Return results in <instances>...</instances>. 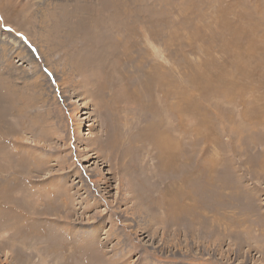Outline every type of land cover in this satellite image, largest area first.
Returning <instances> with one entry per match:
<instances>
[{
    "label": "rangeland",
    "instance_id": "rangeland-1",
    "mask_svg": "<svg viewBox=\"0 0 264 264\" xmlns=\"http://www.w3.org/2000/svg\"><path fill=\"white\" fill-rule=\"evenodd\" d=\"M0 32L34 62L0 63V264H264V0H0Z\"/></svg>",
    "mask_w": 264,
    "mask_h": 264
},
{
    "label": "bare ground",
    "instance_id": "bare-ground-1",
    "mask_svg": "<svg viewBox=\"0 0 264 264\" xmlns=\"http://www.w3.org/2000/svg\"><path fill=\"white\" fill-rule=\"evenodd\" d=\"M47 15V14H46ZM71 36L70 34H68V37ZM10 39L8 37H6V35L4 36V33L0 32V63L5 64L6 63V59H7V55L5 53L11 54L13 52V54H16L15 56H17L18 58H20L21 60H24L25 58L29 57V62L33 63V58L30 55V50L28 49V47L24 44V46L21 44L22 42L20 41H14V39L11 41H9ZM27 54V55H25ZM28 56V57H27ZM34 56V55H33ZM10 60V59H9ZM10 62V61H9ZM24 62V61H23ZM26 62V61H25ZM7 64V63H6ZM9 65H12L11 62L9 63ZM20 65V64H19ZM11 67V66H10ZM17 67V66H16ZM12 69V68H11ZM82 71V70H81ZM83 72V71H82ZM84 73V72H83ZM87 74V73H86ZM85 74V75H86ZM78 77V76H77ZM85 78V77H84ZM32 83V82H31ZM50 84V83H49ZM63 87V86H62ZM63 90V89H61ZM108 111V110H107ZM107 118V117H106ZM101 127V126H100ZM82 132V131H81ZM90 143V142H89ZM142 145V144H141ZM152 150V149H151ZM150 150V151H151ZM159 150V149H158ZM85 150H83L84 152ZM153 151V150H152ZM151 151V153H152ZM84 155V153H83ZM82 180V179H81ZM80 183V182H78ZM106 183V182H105ZM107 184V183H106ZM103 185V184H102ZM105 189H107V187H105ZM104 190V189H103Z\"/></svg>",
    "mask_w": 264,
    "mask_h": 264
}]
</instances>
